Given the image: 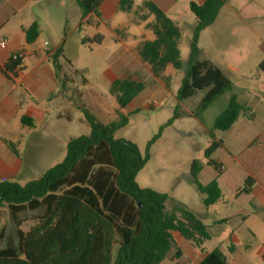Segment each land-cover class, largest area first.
Here are the masks:
<instances>
[{
  "label": "trees",
  "instance_id": "obj_1",
  "mask_svg": "<svg viewBox=\"0 0 264 264\" xmlns=\"http://www.w3.org/2000/svg\"><path fill=\"white\" fill-rule=\"evenodd\" d=\"M76 1L83 8L84 17L90 16L87 23L98 27L100 22L94 21L93 16L101 17L100 7L105 0ZM225 1L190 2L197 26L190 40V69L179 98L187 100L198 91H206L200 104L202 111L234 88L220 68L208 60H199L200 33L216 21ZM119 9L133 13L138 23L154 18L146 24L154 39L143 41L137 54L155 77H164L168 66L176 70L182 68L179 50L182 30L154 1H145L135 8L133 0H121ZM26 35L27 43H34L39 37L38 24L26 30ZM102 40L103 36L97 34L92 40L82 39L81 42L101 44ZM51 61L64 86L67 76L63 71L71 63L65 58L63 47L51 55ZM23 70V59H11L4 66L7 77H17ZM144 89L142 82L127 78L116 80L111 91L122 110ZM243 110L238 97L232 96L227 109L216 119L214 130L231 129ZM118 115L119 122L112 124L91 118V134L71 138L65 158L39 179L25 185L0 181V208L8 207L13 223L6 246L0 247V264H160L176 248L175 234L199 249L211 239L208 226L193 211L183 205L168 209L166 193L138 186L136 177L145 168L149 156L144 158L133 142L114 137L129 123L127 115L121 111ZM28 120L24 118L23 123ZM210 137L213 143L205 156L208 165L216 167L211 157L223 145V140H217L213 131ZM201 170L202 165L194 161L191 173L206 196L204 204L209 207L220 199L221 190L216 180L206 185L200 183ZM251 182L253 179L248 178L243 193L250 192ZM27 212L37 214L34 224L25 232L24 220L20 217ZM229 251L234 253L235 246L231 245ZM179 254L178 251L176 257ZM200 264L228 262L220 249H214Z\"/></svg>",
  "mask_w": 264,
  "mask_h": 264
},
{
  "label": "rangeland",
  "instance_id": "obj_2",
  "mask_svg": "<svg viewBox=\"0 0 264 264\" xmlns=\"http://www.w3.org/2000/svg\"><path fill=\"white\" fill-rule=\"evenodd\" d=\"M120 1L103 2L99 27L85 24L81 32L68 33L64 56L71 65H66L64 71L66 80H72V122L59 126L61 129L43 142L44 149L38 150V164L34 168H26L21 180L10 182L25 185L39 179L65 158L69 138L91 134V118L102 124L118 123V112L121 111L128 116L129 123L114 137L133 142L144 158L149 156L145 168L136 177L138 186L166 193L169 197L168 209L183 205L197 214L211 233L205 248L209 251L220 249L226 255L228 264H234L235 260L237 264H264L260 245L251 241V248L246 249L243 234L235 230L234 225L223 223L229 208L222 203L209 207L204 204L206 196L199 190L191 173L194 161L205 167V153L213 143L210 133L213 131L217 140L224 137V132L214 130V124L229 106L231 97L236 95L250 102L258 94L264 96V67L261 66L264 61V0H226L216 21L201 31L199 60H208L220 68L234 85L233 90L226 92L203 111L200 104L206 91H198L187 100L179 98V91L190 69V40L197 26L190 2L202 4L205 0H150L162 8L183 33L179 43L182 68L176 70L168 66L162 78L155 77L149 66L142 63L136 54L137 47L144 40L154 38L153 33L146 28L145 23L136 22L133 13L121 11ZM145 1L148 0H133L135 8ZM54 16L52 12L47 13V18L57 21L55 24L58 27L64 16L68 32L77 17L71 8H64ZM97 19L94 15L93 20ZM153 19L150 17L146 23ZM97 34L103 36L101 44L81 43L82 39L92 40ZM41 46L45 50L52 47L47 46L46 41ZM115 77L117 80H138L145 85L144 91L122 110L111 91ZM243 113L249 114L247 109ZM156 136L158 138L154 140ZM37 143L31 141L33 146ZM20 151L26 159L24 145ZM236 164L233 163L231 169ZM210 170L218 172V168ZM198 181L206 185L214 181V176L204 171ZM223 197L225 201L229 199L226 194ZM36 214L27 212L21 215L25 232L34 224ZM12 231L13 223L5 205L0 208V247L6 246ZM234 237L240 242L236 243V252L230 254L227 249L234 243ZM170 263L166 258L160 264Z\"/></svg>",
  "mask_w": 264,
  "mask_h": 264
},
{
  "label": "crops",
  "instance_id": "obj_3",
  "mask_svg": "<svg viewBox=\"0 0 264 264\" xmlns=\"http://www.w3.org/2000/svg\"><path fill=\"white\" fill-rule=\"evenodd\" d=\"M64 8L73 9L77 16L69 32L64 16L59 27L55 24L57 21L47 18V13L52 12L56 17ZM100 12L99 26L101 7ZM89 19L90 16L84 17L83 8L76 0H0V181L21 180L26 168L38 164L36 158L38 150L44 149L43 142L60 130L59 126L72 122V80L67 79L62 85L51 55L61 47L64 49L68 33L81 32ZM34 23L39 26V37L29 44L26 30ZM4 40L6 48L1 47ZM43 41L52 47L43 49ZM21 52L24 53V70L17 77H7L4 66L9 64L13 54ZM116 80L115 77L113 83ZM238 100L249 114L243 110L232 128L224 132V137L219 139L223 140V145L211 157L216 167L209 166L207 159L200 175L210 172L218 182L221 197L215 204L222 203L229 208L223 223L234 225V229L243 234L246 249L251 248V241L258 243L264 259V96L258 94L250 102ZM24 118L29 119L26 124ZM31 141L39 142L38 146H33ZM23 145L26 159L20 151ZM233 163L237 164L231 169ZM212 168H218V172L213 173ZM248 178L253 179L250 192L243 193ZM225 194L229 196L227 201L223 199ZM175 241L176 248L167 258L170 264H200L206 254L213 251L207 250L205 245L199 249L179 234H175ZM233 242L231 245L236 252V243L240 241L234 237ZM178 251L180 254L176 257ZM233 263L237 264V260Z\"/></svg>",
  "mask_w": 264,
  "mask_h": 264
},
{
  "label": "built area",
  "instance_id": "obj_4",
  "mask_svg": "<svg viewBox=\"0 0 264 264\" xmlns=\"http://www.w3.org/2000/svg\"><path fill=\"white\" fill-rule=\"evenodd\" d=\"M6 46H7V41L6 40H4L2 43H1V47L2 48H6ZM24 58V53H15V54H13L12 55V60H14V61H17V60H20V59H23Z\"/></svg>",
  "mask_w": 264,
  "mask_h": 264
}]
</instances>
